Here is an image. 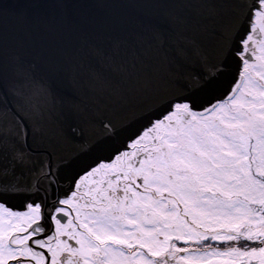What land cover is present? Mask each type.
<instances>
[{"label": "snow or ice", "instance_id": "snow-or-ice-1", "mask_svg": "<svg viewBox=\"0 0 264 264\" xmlns=\"http://www.w3.org/2000/svg\"><path fill=\"white\" fill-rule=\"evenodd\" d=\"M237 96L264 103V0H0V264H264V230L242 225L41 246L101 160L181 106Z\"/></svg>", "mask_w": 264, "mask_h": 264}, {"label": "flooded vegetation", "instance_id": "flooded-vegetation-1", "mask_svg": "<svg viewBox=\"0 0 264 264\" xmlns=\"http://www.w3.org/2000/svg\"><path fill=\"white\" fill-rule=\"evenodd\" d=\"M193 113L202 116L203 122L206 116L204 112H188L186 109L181 113L185 116L181 120L188 122ZM167 118L161 121L165 127H169L166 132L161 130V125L158 129L157 124H154L132 140L128 148L120 151L110 162L101 160L87 176L77 182L68 198L61 201L68 207L58 208L56 212L68 219L62 224L54 215L57 239L41 245L50 248L54 258L58 250L69 248L67 240L61 241L62 236L82 244L96 235L120 236L128 240L154 243L161 236L167 242L171 237L180 240L185 237L201 238L205 234L220 231L228 232L224 228H204L200 223L206 220L193 218L196 199L200 203H208L207 200L212 202L214 193L216 199L213 204L222 206L221 196L228 189L229 183L226 177L219 176L223 169L228 168V162L220 160V170L217 168L213 171V141L203 139L196 142L198 145L191 144L194 159L180 169L181 153L185 145L174 147L175 140L165 139L168 135H175L180 124L178 118ZM216 143L222 147V141ZM213 172L216 178L213 183L218 185L213 184L210 178ZM235 181L232 180V183L239 184ZM38 219L35 210H30L23 218V223L30 224ZM196 227L203 229L199 231ZM33 256L37 257V264H44L42 255L33 253Z\"/></svg>", "mask_w": 264, "mask_h": 264}, {"label": "rangeland", "instance_id": "rangeland-1", "mask_svg": "<svg viewBox=\"0 0 264 264\" xmlns=\"http://www.w3.org/2000/svg\"><path fill=\"white\" fill-rule=\"evenodd\" d=\"M184 109L190 112L185 105L178 109L179 113L169 116L171 119L178 118L180 125L177 126L175 135L165 138L167 141L175 140L174 147L185 145L181 153L180 169L186 162L194 159L191 144L198 145L196 142L203 139L213 141V171L218 168L220 160L228 162V168L223 169L219 176L226 177L229 183L228 189L221 196L222 206L213 204L216 199L214 193L212 202L207 200L208 203H200L196 199V206L193 208L190 205L194 211L193 218L206 222H195L204 228H224L228 231L241 225L246 229L258 227L264 230V103L245 101L237 96L234 101H226L204 112L206 116L203 117V122L202 116L193 113L191 120L184 123L181 120L185 117L181 114ZM169 117L167 120H170ZM156 124L158 129L161 125L164 132L169 128L161 121ZM161 137L163 138V134ZM216 141H222V147L217 146ZM213 174L210 176L212 183L216 179L214 172ZM232 180H237L239 184L232 183ZM219 188L223 190L222 187ZM203 227L196 229L200 231Z\"/></svg>", "mask_w": 264, "mask_h": 264}, {"label": "water", "instance_id": "water-1", "mask_svg": "<svg viewBox=\"0 0 264 264\" xmlns=\"http://www.w3.org/2000/svg\"><path fill=\"white\" fill-rule=\"evenodd\" d=\"M112 147L115 148L116 146L113 145ZM108 153H109V152H101L100 155H101V156H105V155H108Z\"/></svg>", "mask_w": 264, "mask_h": 264}]
</instances>
